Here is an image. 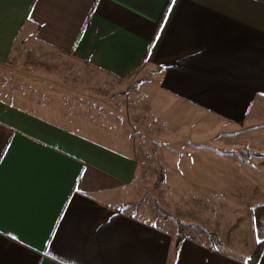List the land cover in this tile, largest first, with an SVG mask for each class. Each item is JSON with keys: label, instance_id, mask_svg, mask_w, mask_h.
Returning a JSON list of instances; mask_svg holds the SVG:
<instances>
[{"label": "crops", "instance_id": "0c3cea01", "mask_svg": "<svg viewBox=\"0 0 264 264\" xmlns=\"http://www.w3.org/2000/svg\"><path fill=\"white\" fill-rule=\"evenodd\" d=\"M29 36L141 93L130 113L176 143L165 186L224 195L252 239L242 258L177 244L127 211L145 163L122 129L0 100V264H244L264 241V0H0V66Z\"/></svg>", "mask_w": 264, "mask_h": 264}, {"label": "rangeland", "instance_id": "374dc122", "mask_svg": "<svg viewBox=\"0 0 264 264\" xmlns=\"http://www.w3.org/2000/svg\"><path fill=\"white\" fill-rule=\"evenodd\" d=\"M127 87L123 80L94 76L71 56L41 45L33 36L19 41L9 61L0 66L1 101L46 109L57 107L63 117L72 115L73 110L76 115H87L92 119L54 120L79 124L86 121L97 124L96 130L109 132L122 129V137L138 149L145 163L144 176L136 183V195L128 204L127 211L130 210L132 215L155 226L170 225L178 231L179 238L194 236L204 243L208 238L219 251L242 258L245 250L250 249L252 239L248 212L241 207L234 209L221 194L207 195L206 199L203 196L202 202L193 194L180 200L177 187L165 186L167 172L163 168L169 169L168 173L174 172H171L172 159L165 162L171 155L163 146L176 148V143L162 139L166 130L153 123V117L146 114L145 109H137V117L133 111L130 113L129 101L139 100L142 96ZM208 176L202 172L201 180L197 182L201 190L205 189ZM207 191L209 193L210 189Z\"/></svg>", "mask_w": 264, "mask_h": 264}, {"label": "trees", "instance_id": "16d2710c", "mask_svg": "<svg viewBox=\"0 0 264 264\" xmlns=\"http://www.w3.org/2000/svg\"><path fill=\"white\" fill-rule=\"evenodd\" d=\"M183 236H181V239ZM180 242V238L177 239V244ZM264 250V241L258 243L253 251V253L246 259L244 264H257L262 251Z\"/></svg>", "mask_w": 264, "mask_h": 264}]
</instances>
